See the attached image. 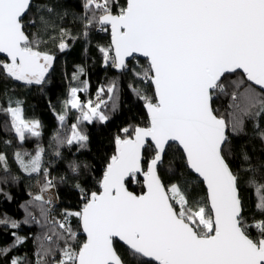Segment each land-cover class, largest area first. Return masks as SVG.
<instances>
[{"label":"snow or ice","instance_id":"snow-or-ice-1","mask_svg":"<svg viewBox=\"0 0 264 264\" xmlns=\"http://www.w3.org/2000/svg\"><path fill=\"white\" fill-rule=\"evenodd\" d=\"M114 5L115 0H84L85 18L88 25L111 26V46L100 49L106 64L111 59L113 67L123 69L126 58L134 53L148 58L142 78L154 85L155 102L141 89L134 91L145 101L149 123L136 127L134 135L116 137L117 151L100 181L102 190L89 194L81 189L82 209L65 213V220L59 222L62 231L55 233L63 247L42 245L38 264H45V258L56 251L59 258L52 264H149L148 258L157 264H264V218L249 221L244 215L239 175L228 159V125L212 106L217 93L231 94L235 101L244 79L251 82L245 88L242 112L252 118L264 143V0H126L116 14ZM31 7L32 0H0V53L9 58V62H0V68L17 81L39 85L45 82L54 57L37 50L25 30L24 19ZM55 13V8L44 5L29 25L39 22L48 28ZM60 32L61 37L67 34L65 29ZM66 47L62 39L59 48ZM110 52L114 53L111 57ZM238 70L244 77L231 80ZM115 87L113 83L101 88L95 104H82L77 97L80 89L72 88L71 99L65 103L80 111L78 123L107 121L109 117L99 111L100 94L112 93ZM6 111L21 140L26 131L40 134L36 130L39 122H26L19 106ZM65 119L59 116L61 122ZM122 131L129 133L128 128ZM231 132L245 133L243 118L234 117ZM87 140L76 124L69 138H58L59 143L75 142L81 147ZM169 142L178 145L187 168L206 185L205 196L190 195L187 182H162L158 168L171 148ZM41 153L29 154L27 161L20 153L16 157L31 174L40 171ZM241 156L248 163L245 170L257 196L256 207L264 213V183L257 179L264 163L257 168L246 151ZM0 166L7 168L4 154H0ZM71 167L75 172L79 166ZM138 175L146 189L139 195L126 187ZM70 216L79 218L87 236L78 246H74L77 233ZM23 239L16 237V242ZM117 243L125 246L127 259L118 253ZM7 251L0 249V255ZM10 264L22 262L16 258Z\"/></svg>","mask_w":264,"mask_h":264},{"label":"trees","instance_id":"trees-1","mask_svg":"<svg viewBox=\"0 0 264 264\" xmlns=\"http://www.w3.org/2000/svg\"><path fill=\"white\" fill-rule=\"evenodd\" d=\"M44 5L56 10L51 16V25L48 28L41 27L39 22L36 26L29 25V21L37 18ZM83 5L84 0H34L24 19L25 30L33 40L34 47L54 57L43 84L28 85L24 81H17L0 68V154L7 159V168L0 166V221L7 220V223H0V249L8 250L0 255V264H10L16 258L22 264H38L42 245L63 247V241H57L55 236V233L62 231L59 222L65 220V213L82 209L85 201L81 189L89 194L100 192L104 171L110 158L116 154V137L124 139L134 134L136 127H147L149 123L145 101L134 91L141 89L155 102L151 81L142 78L149 64L137 59L121 73L112 66L111 59L106 64L100 49L111 46L110 32L101 31L100 24L96 22L88 25ZM124 6L126 0H115L113 13H118ZM87 15L91 16V12ZM61 29L67 32L63 37ZM62 39L68 45L63 51L59 48ZM109 56H113V52ZM0 62L8 61L0 57ZM135 73H141V76ZM243 77L237 72L230 79L241 80ZM113 83L116 86L114 92L100 94L103 101L100 111L109 119L78 123L80 111L65 103L71 99V89H80L77 97L82 104L88 101L95 104L99 90L107 89ZM248 84L244 79L235 101L231 94L217 93L212 106L216 115L227 122L231 148L228 159L233 171L239 175L244 215L251 221L264 218V213L256 207L257 196L248 185L250 173L245 170L248 163L242 159L241 151H246L251 163L259 168L264 163V143L256 134L252 118L244 116L242 112ZM256 90L260 91L258 88ZM9 106H19L27 121H38L40 134L36 136L26 131L21 140L12 126L11 115L6 111ZM60 115L66 116L63 122L59 120ZM236 116L243 118L246 134L231 132V124ZM73 124L88 137L84 147L75 142L71 145L58 142V138L65 140L71 136ZM261 127L264 128V121H261ZM125 128L129 129L128 134L122 131ZM40 150L43 153L40 171L29 174L17 160L16 154L20 153L27 161L29 154L35 156ZM72 164L79 166L75 172ZM158 172L165 185L187 182L190 195L200 199L206 194L203 183L197 181L187 168L177 145L173 144L166 150ZM257 179L264 183V172H258ZM49 181L51 184H48ZM128 189L137 195L145 190L139 178L128 183ZM68 220L77 233L74 246H78L86 240L79 218L70 216ZM12 222L19 226L11 227ZM252 233L255 234V230ZM49 236L51 240L46 239ZM16 237L24 238L23 242L17 243ZM116 248L127 259L125 246L117 243ZM58 258L59 252L56 251L45 258V264H52L53 259Z\"/></svg>","mask_w":264,"mask_h":264},{"label":"water","instance_id":"water-1","mask_svg":"<svg viewBox=\"0 0 264 264\" xmlns=\"http://www.w3.org/2000/svg\"><path fill=\"white\" fill-rule=\"evenodd\" d=\"M33 2H34V0H32V4H33ZM29 12H30V10H29ZM28 15V14H27ZM26 15V16H27ZM26 16H25V18H26ZM101 26V28H108L109 29V32H110V39H111V41H112V34H111V26L110 25H100ZM113 55H114V53H113ZM0 57L1 58H4L5 60H7L8 62H9V58L7 57V55L6 54H4V53H0ZM137 59H141V60H143V61H145V62H147L148 64H149V60H148V58L147 57H144L142 54H140V53H134L132 56H130V57H127L126 58V60H125V64H126V66H128V64L129 63H131V62H133L134 60H137ZM126 68V67H125ZM125 68H123V69H121V68H115V70L116 71H118L119 73H121V72H123V70L125 69ZM237 72H239L240 74H242L243 76H244V74L240 71V70H238ZM249 83H251V82H249ZM152 86H153V89H154V85L152 84ZM253 87H256V88H258L259 89V87L258 86H255V85H253ZM260 90V89H259ZM155 91V90H154ZM145 111H146V113L148 114V112H147V108H146V106H145ZM216 114V113H215ZM148 118H149V115H148ZM227 123V122H226ZM228 133H229V131H228V128L226 129V135H228ZM134 135V134H133ZM171 145H177L175 142H169ZM178 146V145H177ZM116 147H117V145H116ZM181 150V149H180ZM116 151H117V149H116ZM182 151V150H181ZM183 153V152H182ZM142 163H143V161H142ZM190 170V169H189ZM190 172H191V170H190ZM192 173V172H191ZM193 174V173H192ZM137 178H139V179H141V181L143 182V177L142 176H137ZM128 183L129 182H126V187L128 188ZM204 185V184H203ZM204 187L206 188V185H204ZM143 189H145V186H144V184H143ZM102 189H101V186H100V191H101ZM129 190V189H128ZM146 190V189H145ZM144 190V191H145ZM129 191H131V192H133L132 190H129ZM134 193V192H133ZM134 194H136V193H134ZM80 225H81V223H80ZM82 226V225H81ZM82 234L85 236V239L87 238V236H86V233H84L83 232V229H82ZM120 245H122L123 246V244L122 243H119ZM148 260H149V262H152V263H154V264H157V262H155V261H152L151 260V258H148Z\"/></svg>","mask_w":264,"mask_h":264},{"label":"rangeland","instance_id":"rangeland-1","mask_svg":"<svg viewBox=\"0 0 264 264\" xmlns=\"http://www.w3.org/2000/svg\"><path fill=\"white\" fill-rule=\"evenodd\" d=\"M97 99V98H96ZM97 102V101H96ZM101 105V104H100ZM70 106V105H69ZM22 110V109H21ZM99 111H100V108H99ZM21 115H22V118L26 121V122H32V121H27L26 118H24V114H23V110L21 112ZM39 133L41 131L40 129V123H39V127L36 129ZM18 135V134H17ZM19 136V135H18ZM42 156H43V153H41V159H42ZM135 179V178H134Z\"/></svg>","mask_w":264,"mask_h":264},{"label":"built area","instance_id":"built-area-1","mask_svg":"<svg viewBox=\"0 0 264 264\" xmlns=\"http://www.w3.org/2000/svg\"><path fill=\"white\" fill-rule=\"evenodd\" d=\"M101 29V31H104L105 33H107L108 32V28H100Z\"/></svg>","mask_w":264,"mask_h":264}]
</instances>
